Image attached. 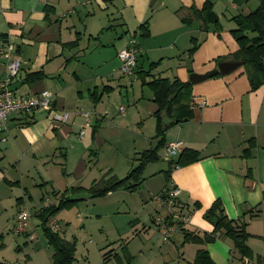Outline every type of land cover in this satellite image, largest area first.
Instances as JSON below:
<instances>
[{
	"label": "crops",
	"instance_id": "obj_1",
	"mask_svg": "<svg viewBox=\"0 0 264 264\" xmlns=\"http://www.w3.org/2000/svg\"><path fill=\"white\" fill-rule=\"evenodd\" d=\"M206 1L0 0V80L8 61L6 45L13 43L22 60V70L15 82H25L20 87L24 91L21 93L19 88L16 93L27 95L49 89L53 93V106L60 112L69 113L65 124L54 122L53 111L44 108L29 113L14 111L9 115L8 129L0 136V216L6 214L5 221H0V234L10 241L11 232L32 240L34 234L29 225L23 233L16 231L21 208L31 210L29 206L33 202L31 212L36 215L45 206L57 204L72 188L88 189L104 175L106 178L127 175L134 158L157 144L154 113L158 106L150 86L154 78L191 82L192 73H207L220 62L235 60L239 45L232 33L237 27L234 17L256 10L260 0H229V11H223V17L220 12L225 6L216 10L217 24L205 22L200 13ZM213 1L215 7L221 4V0ZM145 22L149 29L147 36L142 35ZM133 37L141 48L135 72L131 75L137 77L136 81L119 76L126 77L120 72L117 55ZM193 38L197 39L199 47L190 55ZM35 71H44L45 76L27 83L25 78ZM128 83L136 84L141 95L136 97V110L128 111L125 106L123 113L119 110L126 117L123 121L132 116L144 129V118L150 116L155 119L152 132L142 131L141 136L133 133L142 142V149L136 150L133 158L93 160L88 155L98 154L95 148L100 142L112 138L107 134L109 128L120 129L121 124L129 123H116L114 117L109 116L108 106L117 87H127ZM118 92L121 94L120 90ZM189 99L187 117L173 121L163 114L164 122L171 123L164 136L166 143L183 141V147L197 150L200 159L182 167H172L170 182L167 184L166 178L160 189H152L148 177L156 178L163 172L166 177L165 171L170 167L153 166L156 162L148 164L145 170L149 165L152 170L159 169L151 171L149 176L143 174L144 181L137 191H146L152 204H156L153 209H148L150 219L137 216L115 221L104 238L98 237L96 245L101 247L98 250L93 249L94 246L88 248L89 257H76V264H119L115 254L125 263L124 247L132 256L130 264H192L201 248L208 249L216 264H258L255 260L242 258L228 238H218L205 245L184 241V230H213V224L204 214L216 200L222 201L226 214L232 219L249 210H261L256 216L247 215L251 234L248 244L255 256L263 258L264 264V83L252 90L242 65L227 75L192 83ZM85 112L90 114L88 126ZM253 139L256 147L247 156L248 141ZM179 154L170 160H176ZM167 160L162 158V161ZM63 167L64 171L60 172L66 177H59V185L65 187L46 196L42 187L53 182L52 169ZM74 174L81 183L69 187L67 183L71 185ZM89 181L90 185L86 186ZM170 183L181 190L176 211L187 214L189 221L182 223L171 238L164 239V227H159L155 219L166 216L167 210L152 199ZM132 193L121 188L99 198L75 197L95 206L90 216L77 213V217L83 218L81 226H87L84 216H96L97 221L107 214L115 220L124 216L130 210ZM141 200L144 206L150 203L144 195ZM81 201L76 206L81 205ZM150 220L161 231L154 232L148 225ZM56 222L57 231L66 237L64 228ZM73 239L77 243L78 237L70 240ZM49 247V244L43 248L34 244L33 249L35 255L43 252L49 258L47 264H52L53 252H48L51 251ZM110 250L112 253L106 254ZM1 263L8 264L5 253L0 254Z\"/></svg>",
	"mask_w": 264,
	"mask_h": 264
},
{
	"label": "trees",
	"instance_id": "obj_2",
	"mask_svg": "<svg viewBox=\"0 0 264 264\" xmlns=\"http://www.w3.org/2000/svg\"><path fill=\"white\" fill-rule=\"evenodd\" d=\"M205 22L215 23L219 22L218 14L213 10L212 0H207L200 11ZM237 27L232 30V33L238 42L239 49L235 54V60L242 61L245 67L252 90L257 89L264 83V0H260L259 7L248 14H239L234 17ZM147 22L143 24V36L149 35ZM253 33L254 35H250ZM78 42V41H77ZM76 42V44H77ZM193 46L189 50L192 55L199 47L197 39H192ZM75 44V43H74ZM45 76L44 71H35L29 73L25 78L27 83H32ZM150 86L154 91V102L158 109L154 113L157 117V134L158 142L155 146L145 149L134 158V164L123 178L115 175L106 178L104 175L99 180H96L91 187L87 189L91 198L104 197L107 194L118 189L124 188L131 192H136L142 185L143 172L148 164L157 162L161 159L160 151L165 147V132L170 127V124L164 122L163 114L173 121L176 119H183L189 115L190 110L189 98L191 82H182L179 79L170 81L167 78L158 77L150 82ZM94 100H98L92 94ZM102 96V94H101ZM256 147L255 140L248 141V148H246V155H251L252 149ZM201 157L197 150L192 148H184L176 160L171 162L170 168L165 171L167 182H170V174L172 167H182L199 160ZM109 173V172H108ZM107 173V174H108ZM82 188H72V191H79ZM264 195V191H263ZM80 198H71L64 195L57 204H50L42 208L36 215L41 221V226L44 234L48 240V244L53 248L52 264H76V240L67 239L58 231L52 230L48 223L51 218L55 217L58 212L63 209H70L74 207ZM199 205V204H197ZM261 212L260 209L249 210L237 219L230 218L224 209L221 200H216L205 212L204 217L210 221L214 228L211 232H199L184 230V241L197 244H208L215 242L218 238H228L233 242L234 249L240 254L242 258L247 260H255L258 264L263 263L261 256H255L254 252L248 244L251 236L248 231V217H253ZM179 227L182 222H178ZM3 234H0V241L3 240ZM124 247V256L126 262L124 263L118 254L115 258L119 264H130L132 256L129 255ZM112 250L106 254H111ZM2 264V263H1ZM192 264H216L212 259L210 252L206 248H201L197 251L195 259Z\"/></svg>",
	"mask_w": 264,
	"mask_h": 264
},
{
	"label": "rangeland",
	"instance_id": "obj_3",
	"mask_svg": "<svg viewBox=\"0 0 264 264\" xmlns=\"http://www.w3.org/2000/svg\"><path fill=\"white\" fill-rule=\"evenodd\" d=\"M228 2H229V0H221V4L218 7L217 6L215 7L214 1H213V10L215 12H216V10L220 11L222 9V7L225 6L224 10H222L220 12V16L223 17V11H227V12L229 11V8L227 6ZM120 72H121V70H120ZM119 76L125 80H131V79L135 80V81L138 80L137 77L132 78L130 75H126V77H122V75H119ZM130 83L127 84V87H125V86L117 87L116 93L113 94L110 97L111 99L108 101V106L110 109L109 116L114 117L115 122L118 124L119 123H126V122L128 123V121H129V123L124 124V125L121 124L120 129L109 128V130L107 131V134L110 135L112 138L107 139L106 142H103V141L100 142L99 146L95 148L96 151L94 150L98 154L94 153V154L88 155V157L92 158L93 160L94 159L127 160L130 157L131 158L135 157V151L142 149L140 146L142 142L140 141V138H137L133 133L141 136L142 131H143V133H149V131H151L150 129H152L151 125H152V122H155V119H152V117H150V116H146L144 118V120H145V125H143L144 129H142V127L137 124L138 120L133 119L132 116L128 117V121H123L126 119V117L122 116V114L120 113V111H119L120 107L125 106L128 111L136 110L135 109L136 104H137L136 97H137V95H141V90L139 89V87L136 84L134 86H132ZM144 88H146V87H144ZM119 90L121 91V94H119V92H118ZM19 91L22 93L24 91V88H20ZM129 125H131V126H129ZM152 141L155 142L154 140H152ZM156 141L158 142V139H156ZM165 147L163 149H161V153H162L161 159L159 161H157L155 163V165H153V166H161L163 169H168L171 166L170 162H172V161L170 159H173V157H170L166 153ZM85 157L87 158L86 155H85ZM163 157L168 158L169 161L168 160L162 161ZM91 162H92V160L90 161V163ZM151 166L152 165H149L148 169L144 170L145 171V172H143L144 176H149V175H151V171L159 169V168L155 167L152 170ZM60 171H64V167L61 169H58V168L52 169L51 173L54 177L53 182L48 183L42 187V192L45 193L46 196L47 195L52 196L53 191H55V190L58 191V190H61L60 188L65 187V186L62 187L59 185V183L61 182V181H59V177H63V176L66 177L65 173H61ZM56 172L59 175L55 176ZM163 173L161 175H160V173H158L156 175L157 176L156 178L148 177V183L152 189H160L162 187V185L165 183L166 177L163 176ZM76 175L77 174L73 175V182L71 181V185H69V183H67V181H66V183L69 187L72 185L74 186V185H77L78 183H81V182H78L81 179L76 180ZM88 176H89V173H87L86 179L88 178ZM102 177L103 176H101V178ZM120 177H122V176H120ZM167 181L168 180H166V183H167ZM82 183H84V181H82ZM85 185L89 186L90 181L87 182ZM132 194H133V196L131 197L132 202L129 206L130 210L127 213H124L123 214L124 216H121L116 220L111 214H107V215H103V217H99L100 221H97L98 218L96 216L88 217V218H86V216H84V221H87V226L82 227L81 223L83 221V218L77 217V213L80 212V213H82V215H89L90 216L91 209H93V207H95L91 204L87 205L84 200H82L83 202L81 201V205H77V206L75 205L74 207H72L70 209H64V211L59 212L54 217V219H56L58 221L59 225L64 228V231H65L67 238L72 239L73 237H76V238L78 237L76 257H78L79 259H83V255H88V257H89L87 249L88 248L92 249L91 248L92 246H94L93 249L98 250V247H101V246L96 245V243L98 242V237L102 236L104 238L105 235L109 232V229L114 225L115 221L119 222L120 220H126L127 218L133 219L137 216L142 217L144 220L146 217H149V219H150L148 209L149 208L153 209L156 206V204L155 203L152 204V201L150 199L149 194L146 191L143 193H140V190L137 192H134ZM141 194L148 198V200L150 202L149 205L144 206L145 203H143V201L141 200V197H142ZM87 195L89 196V192L87 191V189H84V188H82L76 192H74L70 189L68 191V194H67V196L71 197V198L84 197ZM36 199H37V201L39 200L38 196H36ZM153 202H155V201L153 200ZM31 203L32 204H30L29 207L32 210L31 205L34 206V203L33 202H31ZM159 207L164 209V207H162L160 205H159ZM60 213H61V216H60ZM5 218H6V214L3 213L0 216V221L4 222ZM68 221H70V223H68ZM38 224H39V226H38ZM28 225H29L32 233L34 234V238L32 240L23 234L19 235L18 233H16L18 235L15 236V235H13L12 232H11V234H9L12 238L11 241L7 240L5 238L6 236L3 237V240H1L0 248L2 250L0 251V254L5 253L8 264H47V263H49V258L46 257V255L43 252L40 253L41 255L40 254L35 255V253H34V249H33L34 244L39 245L41 248H43L44 246L48 247V240H47V238L44 234V230L41 226V221H40L39 217L35 215V213L32 214V217H31ZM148 225H150L152 227L151 229L154 232L161 231L155 223H154V225H152L151 220H150V224H148ZM68 226H69V228L67 229ZM83 228H85L86 230L81 231V229H83ZM35 233H36V236H35ZM163 237H164V235H163ZM8 244H11V246H8ZM3 248H7V249H3ZM49 249L51 251H48V252H53L52 247H49ZM43 255L46 258H44ZM91 260H93V254H91ZM93 263H95V262H93ZM113 264H115V263H113Z\"/></svg>",
	"mask_w": 264,
	"mask_h": 264
},
{
	"label": "built area",
	"instance_id": "obj_4",
	"mask_svg": "<svg viewBox=\"0 0 264 264\" xmlns=\"http://www.w3.org/2000/svg\"><path fill=\"white\" fill-rule=\"evenodd\" d=\"M141 48L138 41L133 37L127 46L118 52L120 60V70L124 75H133L138 63ZM6 54L8 61L6 64L4 76L0 80V136L7 131V120L9 115L18 111L21 113H29L36 108H44L53 111L52 120L57 124H65L68 120V112H60L53 106V93L49 89H43L35 94L18 95L16 91H11L10 87L15 83L16 78L22 70V60L17 54V48L13 43H7ZM120 111L123 113L125 107L121 106ZM87 117L86 126L90 125L91 119L88 112L84 113ZM165 151L170 156H176L184 148L183 141L176 140L168 142L165 145ZM180 188L170 183L161 192L153 195V200L160 206L166 208V216H158L155 223L163 228L164 239H169L179 228L178 222L186 223L189 221L187 214L176 211ZM49 200V199H47ZM32 212L29 208H21L17 215L16 231L23 233L26 231ZM48 226L57 231L59 226L56 220L51 218Z\"/></svg>",
	"mask_w": 264,
	"mask_h": 264
},
{
	"label": "water",
	"instance_id": "obj_5",
	"mask_svg": "<svg viewBox=\"0 0 264 264\" xmlns=\"http://www.w3.org/2000/svg\"><path fill=\"white\" fill-rule=\"evenodd\" d=\"M242 65H243L242 61H237V60L223 61V62L218 63L217 68H215V69H213L207 73H203V74L192 73L190 75V81H191V83H199V82L207 80L211 77H214L216 75H227V74L237 70ZM23 84H25L24 81L15 82L14 84H12L10 89H11V91H17Z\"/></svg>",
	"mask_w": 264,
	"mask_h": 264
}]
</instances>
